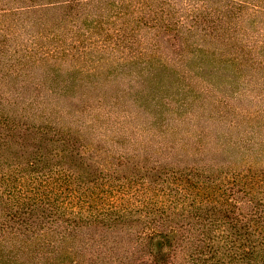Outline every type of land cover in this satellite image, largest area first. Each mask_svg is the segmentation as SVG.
Instances as JSON below:
<instances>
[{
  "label": "trees",
  "instance_id": "obj_1",
  "mask_svg": "<svg viewBox=\"0 0 264 264\" xmlns=\"http://www.w3.org/2000/svg\"><path fill=\"white\" fill-rule=\"evenodd\" d=\"M261 1L0 0L7 24L34 11V58H0V257L4 241L20 237L34 239V264H264V170L203 159L202 143L185 165L173 158L180 144H144L171 107V117L225 122L215 145L228 156L264 162V130L204 91L193 100L156 96L150 112L133 88L145 71L125 69L156 39L195 57L218 43L220 58L258 67L264 30L253 47L242 21L264 12ZM118 68L128 89L95 78ZM242 130L245 139L235 138Z\"/></svg>",
  "mask_w": 264,
  "mask_h": 264
},
{
  "label": "rangeland",
  "instance_id": "obj_2",
  "mask_svg": "<svg viewBox=\"0 0 264 264\" xmlns=\"http://www.w3.org/2000/svg\"><path fill=\"white\" fill-rule=\"evenodd\" d=\"M232 1L233 3L243 2V0ZM260 7L264 9V0L261 1L257 9H260ZM245 8L244 11L247 15V13H250L249 9L251 10V8ZM21 16L22 22L18 23L16 21L19 24L18 26H15L13 23L7 24L6 22L0 21V35L4 36L1 38L0 46L3 48L7 45L6 49H8L7 54L0 56L1 59L7 60L8 57H12L15 61L27 60L29 55L34 58V26L31 25L34 23V11L22 14ZM255 16H253L251 21H247L246 19L242 21L246 28L251 29L250 33H252L253 36H251L249 41L254 45L253 47L259 45L255 44L256 41H258V43L261 41L258 36L259 29L264 30V12L259 11ZM7 18H10V20L17 19V15H15V17L8 15ZM90 26L91 21L87 20L84 26L85 29ZM1 29H4V31L2 32ZM156 41L160 49L157 44H153L151 41V45L148 48H146L147 44L138 48L139 51L145 52L139 61L125 66V69H130L134 73H138L142 69L145 71L143 77L135 78L139 83L138 87L137 84H135L133 88L135 90L138 88L140 98L144 99L143 103L148 107L150 112H153L154 108L150 106L149 103H151V99L156 96L168 94L178 96L185 100H193L196 95H199V91H204L207 92L210 97H216L218 95L226 98L227 104L223 103L218 107L226 109L234 107L242 113L249 111L251 115L248 117L249 121L258 124L262 130H264V60L258 59L262 62L258 67L256 65L246 66L241 63H233L222 57L220 58L219 51L224 49L222 45L218 43L207 46L209 52L196 49L194 52L198 57H195L189 54V47L187 51L173 53L167 49V44L164 40L158 41V39H156ZM72 42V39L67 36L62 44L68 47V44ZM38 44H43V41L39 39ZM51 45L52 42L50 39L48 47ZM13 48H18V52L13 53ZM128 50L131 53H135V49ZM212 50L216 53V58L210 53ZM261 52V50H254L256 57H259L257 53ZM179 54L182 55L181 58ZM97 55L101 59L105 58L102 53ZM262 58H264V54H262ZM8 60L11 59L9 58ZM106 72L108 73V71H103L95 78L110 81L112 77H115L108 83V88L113 90L128 89L127 83L129 78H127L126 74L120 73L121 68H118L116 72L114 69H111L107 75ZM67 75L71 79H77L76 77H78L75 72ZM189 83H191V85H189ZM168 109L164 108L163 112V115L166 114L167 117L159 120L156 125V131L160 128V135L158 137L144 138L148 140V142H144L148 147L166 146L171 143L175 145L180 144L181 150H178V154L173 158L177 159L180 157L184 159V162H179V164L185 165L191 160L189 154H187L189 148L195 147L197 143H202V145H206L205 157L203 159H212L213 161L225 163L224 161H226V159L229 161L231 157H234L232 158L234 162H232L231 165L233 168L241 170L242 168L251 166L253 169L264 170L263 161H258L256 158H252V156L249 158L248 156H228L222 151L221 147L215 145L224 139V136L221 137L218 133L219 129L227 127L225 122L222 123L214 118L197 120L188 118L187 116L185 118L171 117L176 114L174 113L175 110L172 107L170 111ZM187 111L186 107V113H188ZM183 113L185 112H182V114ZM139 122L141 124L148 123L144 126L150 127V121L145 118L141 119ZM204 125L207 129L202 132ZM247 125L250 124H244V127ZM196 128L198 129L196 130ZM163 130L165 133H163ZM191 131H194L193 134H189ZM237 134L235 138L245 139L243 136H246V134L243 130ZM207 143H210L209 146ZM163 156L164 154L162 157ZM140 158L144 157L141 156ZM152 247L156 250L160 247V244L155 242ZM4 248L6 250L4 249L3 256L0 257V264H34V239L26 240L20 237H14L4 241Z\"/></svg>",
  "mask_w": 264,
  "mask_h": 264
}]
</instances>
